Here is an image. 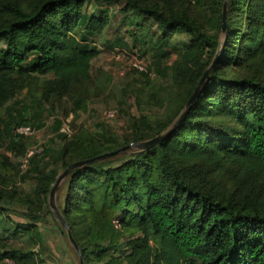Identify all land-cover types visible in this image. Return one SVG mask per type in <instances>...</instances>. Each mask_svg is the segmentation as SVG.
Here are the masks:
<instances>
[{"label": "trees", "instance_id": "obj_1", "mask_svg": "<svg viewBox=\"0 0 264 264\" xmlns=\"http://www.w3.org/2000/svg\"><path fill=\"white\" fill-rule=\"evenodd\" d=\"M123 1L124 9L162 29L151 49H140L150 56L146 71L132 72L144 80L154 73L177 89L147 92L142 104L143 89L132 90L139 105L149 108L156 100L164 111L157 117L146 110L121 139L102 125L100 133L68 138L55 118L53 130L63 140L58 150L46 145L23 171L0 155V264H46L40 223L49 218L64 234L46 203L58 174L76 161L160 134L217 53L224 0ZM86 2L0 0V143L9 151L25 148L17 127L44 126L46 103L68 98L73 111L86 112L96 96L91 62L100 50L93 37L109 15L86 14ZM226 21L223 51L169 136L143 152L110 155L66 176L60 211L85 264H264V0H228ZM173 34L189 39L174 45ZM22 93L25 102L15 99ZM46 160L51 168L42 165ZM29 177L37 182L32 196L17 188Z\"/></svg>", "mask_w": 264, "mask_h": 264}, {"label": "rangeland", "instance_id": "obj_2", "mask_svg": "<svg viewBox=\"0 0 264 264\" xmlns=\"http://www.w3.org/2000/svg\"><path fill=\"white\" fill-rule=\"evenodd\" d=\"M123 2V0H117L97 3L95 0H87L83 10L86 14L107 10L109 15L107 27L100 35L93 37L95 39L94 45L100 50V53L91 62V71L94 78L93 87L96 85L95 93L97 94L91 98L88 111H73L68 98L61 99L59 102H48L45 104L46 109L41 115L44 126L41 128L30 126L32 132L24 135L25 148L20 150V153L9 151L5 148L6 143L1 141L0 155H9L12 163L17 165L20 171L25 170L27 160L40 155L46 145H51L56 150L63 145V140L53 130L55 118L62 121L60 132L68 138L79 132H99L101 130L99 125H102L104 130L121 139L130 133L132 122L138 120L146 110L151 113V116L159 117L163 113L164 107L156 103V100H152L154 105L149 108L139 105L135 95L132 94V90L143 89L145 98L140 100L142 104L146 100L147 92H157L162 95L164 87L173 91L177 88L170 87L165 79H159L154 73L150 74L148 80L138 77V73L132 72L129 67L134 56L123 55L121 52L119 55L116 54L117 48L142 54L141 47L144 45L147 49L148 47L151 49L162 29L156 25L152 18H145L143 15L124 9ZM170 39L172 44L176 45L179 42H187L189 35L173 34ZM3 45L4 43L0 41V46ZM176 57L177 55L173 54L170 61L175 60ZM145 59L148 63L150 56L146 55ZM96 82L102 87H99ZM15 99L22 102L25 99L24 93L17 95ZM10 105L13 104L11 102L7 103L5 107ZM106 112L113 113V116L111 118L104 116ZM0 113L4 114V107L0 108ZM42 165H46L48 168L52 167L49 160H46ZM36 185L37 182L33 177L17 182V188L30 196L34 194ZM65 188L66 182L64 179L60 182L54 195V203L59 210L63 205ZM46 203L48 211L51 213L48 196ZM12 218L16 221L22 220V218L15 215H12ZM40 224L44 227L45 240L40 248V255L44 258L45 263L79 264L78 257L65 231L63 230L64 236L56 227L54 221L51 222L49 218L48 221L44 220ZM15 244L22 245L23 243ZM24 245L26 248V244ZM6 262L9 263V261Z\"/></svg>", "mask_w": 264, "mask_h": 264}, {"label": "water", "instance_id": "obj_3", "mask_svg": "<svg viewBox=\"0 0 264 264\" xmlns=\"http://www.w3.org/2000/svg\"><path fill=\"white\" fill-rule=\"evenodd\" d=\"M227 2H228V0H224L223 6H222V12H221L222 24H221V28H220V32H219L220 46L217 50V53L213 57L211 63L207 67V69L205 70L200 81L198 82L197 86L193 90V93L190 95L187 102L185 103V105L183 106V108L181 109L179 114L172 121V123L168 127H166L160 134H158V135H156L150 139L140 141V142H132V143H129V144L117 149V150L106 152V153L97 155L95 157L86 158V159H82L80 161H76V162L70 164L68 167H66L63 171H61L58 174L55 181L53 182L51 189H50V192H49V195H48V204H49V207L51 209V213H52L53 217L56 219V221L60 224V226L65 231L66 236H67L71 246L73 247V249H74V251L78 257L79 264H85L81 249L78 246L77 242L75 241L67 221L63 217L59 208L54 203V195L56 193L58 186L60 185V182L62 180H64L66 178V176L69 174V172L74 170V169L81 168L84 165H87L89 163H92L96 160L102 159V158L110 156V155H116V154H120L123 152H127L128 149H131V151L128 152L129 155H133L135 153L143 152V151L148 150V149L152 148L153 146L161 143L167 136H169L171 131L181 122V120L186 116V114L189 112L191 107L195 104V102H196L200 92L202 91L205 83L208 81V77H209L210 72L214 68L219 55L223 51V45H224L226 38H227V21H226Z\"/></svg>", "mask_w": 264, "mask_h": 264}, {"label": "built area", "instance_id": "obj_4", "mask_svg": "<svg viewBox=\"0 0 264 264\" xmlns=\"http://www.w3.org/2000/svg\"><path fill=\"white\" fill-rule=\"evenodd\" d=\"M120 52L123 55L129 54L131 56H134L133 61L129 64L130 70L136 69L138 71H146L148 63H147L145 57H143V56L141 57V55L136 53L135 51L131 52V51H127L124 49H118L117 48L116 54L119 55ZM104 116L111 118L113 116V113L106 112L104 114ZM30 132H32V129L29 126H19L15 129V133L21 134V135H27V134H30ZM113 224L116 228H118L119 227V220L117 218L113 219Z\"/></svg>", "mask_w": 264, "mask_h": 264}]
</instances>
